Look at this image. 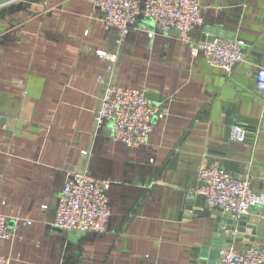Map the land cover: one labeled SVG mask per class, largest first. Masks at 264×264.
<instances>
[{"label": "crops", "instance_id": "obj_1", "mask_svg": "<svg viewBox=\"0 0 264 264\" xmlns=\"http://www.w3.org/2000/svg\"><path fill=\"white\" fill-rule=\"evenodd\" d=\"M206 34L245 42L232 73L212 68L176 32L141 18L119 54L113 84L142 90L167 108L149 144L130 149L95 126L118 30L107 31L88 0H0V213L14 237L0 246L11 264H218L237 224L196 193L199 172L218 166L264 191V0H201ZM234 126L245 142L231 141ZM83 152H87L86 155ZM111 182L112 214L102 235L53 227L69 174ZM47 206L45 212L42 207ZM260 210L244 220L264 249ZM250 232V231H248ZM235 233V232H234ZM218 251V253H216Z\"/></svg>", "mask_w": 264, "mask_h": 264}, {"label": "built area", "instance_id": "obj_2", "mask_svg": "<svg viewBox=\"0 0 264 264\" xmlns=\"http://www.w3.org/2000/svg\"><path fill=\"white\" fill-rule=\"evenodd\" d=\"M88 1L100 12V21L107 31L118 30L114 52L96 50L97 57L110 62V75L98 79L104 92L95 114V126L99 129L109 122L113 140L130 149L148 145L155 120H164L169 115L167 108L153 106L144 91L118 86L112 82L118 54L141 18L153 25L154 31L149 34L151 38L157 32L164 35L176 32L179 40L192 45V55L196 57L202 54L212 68L232 73L238 64L245 62V42L241 40L207 33L202 42H192L191 32L204 23L201 0ZM257 89L264 99V69L258 73ZM245 136L243 128L232 127L231 141L244 143ZM83 154L86 155L87 152ZM198 182L196 193L204 196L210 207L220 210L237 225L251 218L255 210H260L264 223V191L255 192L249 176L237 178L218 166H209L200 170ZM111 185V182L96 179L88 173L69 174L59 197L53 227L69 234H104L112 214L108 198ZM46 210L47 206H43L42 211ZM12 221L23 222L26 226L33 223L20 216L0 213V246L15 236L10 227ZM0 264H11V260L0 256ZM218 264H264V249L254 245L241 253L233 248L223 249Z\"/></svg>", "mask_w": 264, "mask_h": 264}, {"label": "water", "instance_id": "obj_3", "mask_svg": "<svg viewBox=\"0 0 264 264\" xmlns=\"http://www.w3.org/2000/svg\"><path fill=\"white\" fill-rule=\"evenodd\" d=\"M215 35V34H212ZM251 226H249L246 222H241L240 224L237 225L236 229L234 228L233 232L231 231V233L229 235H227V240L228 242L226 244H224V247L222 246H218L215 245L216 248H233L236 252L241 253L243 251L244 245L241 243V241L243 240V237H247L248 239H251L252 241H254V237L252 236V234H254V231L252 233L251 231ZM250 231V232H248ZM235 232V233H234ZM85 233H79V232H73L71 233V238H75L77 236H84ZM218 253V251L216 252Z\"/></svg>", "mask_w": 264, "mask_h": 264}]
</instances>
